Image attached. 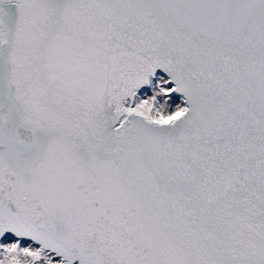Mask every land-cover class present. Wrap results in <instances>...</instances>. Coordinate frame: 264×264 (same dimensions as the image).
Returning <instances> with one entry per match:
<instances>
[{
    "label": "snow or ice",
    "instance_id": "snow-or-ice-1",
    "mask_svg": "<svg viewBox=\"0 0 264 264\" xmlns=\"http://www.w3.org/2000/svg\"><path fill=\"white\" fill-rule=\"evenodd\" d=\"M0 264H264V0H0Z\"/></svg>",
    "mask_w": 264,
    "mask_h": 264
}]
</instances>
